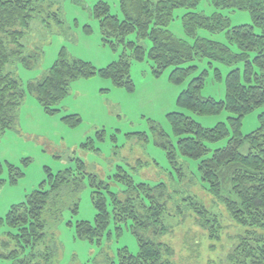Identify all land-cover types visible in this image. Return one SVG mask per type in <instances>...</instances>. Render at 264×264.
Returning a JSON list of instances; mask_svg holds the SVG:
<instances>
[{
    "label": "trees",
    "instance_id": "obj_1",
    "mask_svg": "<svg viewBox=\"0 0 264 264\" xmlns=\"http://www.w3.org/2000/svg\"><path fill=\"white\" fill-rule=\"evenodd\" d=\"M40 1L0 0V136L19 122L18 112L26 92L23 84L5 69L18 59L30 66L29 58L23 57L21 41L39 10ZM201 1L119 0L122 19L112 15L110 7L103 2L94 8L103 40L113 47L117 44L128 46L136 61H144L148 56L156 77L171 69L170 82L182 84L197 69L196 65H184L198 59L209 60L211 66L218 63L232 68L226 76L225 99L201 95L205 86V77L201 74L191 80L177 100L178 107L202 116L227 111L230 114L227 123L208 129L184 113L168 115L178 142L159 144L178 170V176L172 179L173 193L178 194L181 201V204L177 202L175 214L168 205L175 196L165 182L138 183L120 168L114 182L122 185L124 191L118 195L109 184L90 176L96 218L94 223H77L76 235L78 239L100 244L112 220L118 234L126 225L136 236L139 251L134 255L126 247L120 249L118 264H176L173 248L160 239L172 231L166 221L171 217H183L186 210L196 213L200 225L208 229L211 240L220 239L225 229L223 218L186 190L177 188L186 177V167L179 163V158L198 162L199 177L205 189L224 206L231 221L244 230L238 237L239 244L229 255L230 263L264 264V115L259 129L248 135L242 133L243 119L264 106V0H211L216 10L250 13L253 23L238 26H233L222 12L207 16L196 11ZM179 9L187 10L182 16L186 39L176 37L169 29ZM201 31L224 32L226 41L202 37ZM134 33L137 41H127ZM143 40L151 43L148 52L139 44ZM127 56L125 53L118 62L98 70L88 62L69 60L63 50L46 75L28 85V92L47 114L53 115L59 112L56 106L68 96L71 84L78 79L99 76L110 79L116 87L133 91ZM216 76L221 79L220 69H216ZM64 120L72 127L81 121L78 115L66 116ZM224 139H228L226 147L211 152L209 143ZM244 146L249 149L247 154L241 152ZM6 164L9 182L14 184L24 174L16 166ZM83 170L82 161H78L76 170L68 168L58 174L48 170V179L26 201L11 208L7 217L0 220V225H7L16 233L11 231L7 239L0 238V259L11 260L13 264L34 263L38 247L47 238L43 217L50 200L63 194L65 188H70L73 194L80 192L85 185ZM3 172L4 163L0 158V176ZM193 180L190 178L189 182ZM5 181L0 178V189ZM77 211L75 203L73 212Z\"/></svg>",
    "mask_w": 264,
    "mask_h": 264
},
{
    "label": "rangeland",
    "instance_id": "obj_2",
    "mask_svg": "<svg viewBox=\"0 0 264 264\" xmlns=\"http://www.w3.org/2000/svg\"><path fill=\"white\" fill-rule=\"evenodd\" d=\"M100 2L110 7L112 15L123 18L119 0H41L37 4L39 10L21 41L23 57L29 58L30 66L18 59L5 69L23 84L26 97L18 112V125L0 136V158L4 163L0 178L6 180L0 189V220L5 219L13 206L26 201L48 179V170L58 174L68 168L76 170L78 161L84 165L85 185L81 191L73 194L70 188H65L63 194L50 200L43 217L47 238L38 247L32 264H118L119 250L125 247L137 255L139 243L133 231L123 225V231L118 234L113 220L100 244L77 238V223H94L96 218L90 176L109 184L118 195L124 191L122 185L114 182L120 168L138 183L155 185L165 182L175 196V200L168 204L175 214L180 199L178 194L173 193L172 179L178 176V170L160 145H175L178 142L168 115L184 113L208 129L227 123L230 117L227 111L213 116L198 115L178 107L177 100L191 80L201 74L205 77L201 95L225 99L226 76L232 68L218 63L211 66L209 60L198 59L184 65H196L197 69L182 84L170 82L171 69L156 77L148 56L144 61H136L128 46L117 44L113 47L103 40L100 22L94 13L95 6ZM196 11L210 16L219 10L211 0H202ZM219 12L229 17L233 26L253 23L248 12ZM185 13L186 9L177 10L175 20L169 26L170 31L182 39L187 38L182 25ZM199 35L219 42L226 41L224 32L213 34L201 31ZM127 41H137L136 33L131 34ZM139 44L146 52L151 48L149 40ZM63 50L69 60L88 62L98 70L118 62L126 53L131 64L134 90L116 87L110 79L99 76L78 79L71 84L68 96L56 106L59 112L47 114L28 92V85L41 80ZM216 69H220L221 79L217 78ZM72 115H78L81 120L75 127L64 120V117ZM263 115L264 106L246 116L242 125L243 135L259 129ZM227 143L228 139H224L209 143V147L213 152L226 147ZM248 151L247 146L241 149L243 154ZM6 163L16 166L24 174L14 184L9 182ZM179 163L186 167V177L177 188L186 190L208 210L222 217L225 229L219 240H211L208 229L200 225L196 213L186 210L184 218L171 217L166 221L172 231L160 241L173 248L176 264H231L229 255L239 244L238 237L244 230L231 221L224 206L205 189L199 177L198 162L179 158ZM190 178L194 179L191 183ZM75 203L78 204L77 213L73 212ZM11 231L7 225H0V238L7 239ZM0 264L13 262L0 259Z\"/></svg>",
    "mask_w": 264,
    "mask_h": 264
}]
</instances>
